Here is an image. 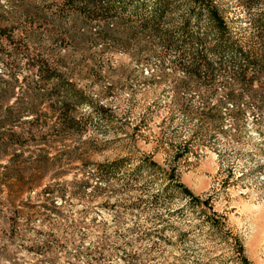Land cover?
Here are the masks:
<instances>
[{"label": "rangeland", "instance_id": "rangeland-1", "mask_svg": "<svg viewBox=\"0 0 264 264\" xmlns=\"http://www.w3.org/2000/svg\"><path fill=\"white\" fill-rule=\"evenodd\" d=\"M245 1L219 4L252 38L264 0ZM83 13L61 0H0V26L22 50L19 82L0 100V264H243L222 235L200 228L198 207L136 205L162 185L141 168L144 185L127 187L146 156L175 164L251 264H264V78L188 76L149 33ZM42 61L51 79L36 70ZM9 73L0 52V78ZM184 143L189 151L174 159ZM116 159L122 166L110 171Z\"/></svg>", "mask_w": 264, "mask_h": 264}, {"label": "trees", "instance_id": "trees-1", "mask_svg": "<svg viewBox=\"0 0 264 264\" xmlns=\"http://www.w3.org/2000/svg\"><path fill=\"white\" fill-rule=\"evenodd\" d=\"M246 1L244 4L248 7L249 2ZM61 3L72 11L84 12L83 14L88 17L103 18L107 24L113 20L134 33L135 29L149 33L150 37L158 42L162 51L170 54L173 68L182 69L188 76L200 77L202 72L212 74L220 70L228 73L240 85H249L253 79L264 78V10L256 20L252 38H247L246 35L236 33L230 26L219 0H61ZM179 10H182V14L176 24L174 15ZM107 30H112L110 25ZM13 35L11 29L0 26V52L5 57L7 71H10L8 79L2 76L0 78V100L13 93L16 83L19 82L14 68L19 63L17 55L22 50L11 45ZM186 54L190 58L188 61L185 58ZM212 56H217V59L210 58ZM34 66L41 77L51 79V73L47 74L50 71L47 62H37ZM230 97L234 98L233 92H230ZM216 115L206 119L212 123L218 122L220 116L215 118ZM232 115L236 121L240 119L238 111ZM12 117L11 114L8 119ZM16 134L15 129L11 136L14 138ZM175 147L177 148L174 159L185 156L190 149L188 143ZM122 162V159H116L108 163L110 171L120 169ZM141 168L151 170L155 176L159 175L162 185L157 191L149 193L148 198L142 195L136 205L148 201L156 205H168L167 202L171 199H183L185 203L179 210H183L185 206L198 207L200 228L207 229L214 235H222L226 242L237 249L239 260L243 264H251L245 255L243 243L227 227L225 218L213 209L208 199H201L181 181L175 164L169 163L166 168L150 156H146L126 175L127 187L135 189L144 185L138 176Z\"/></svg>", "mask_w": 264, "mask_h": 264}]
</instances>
